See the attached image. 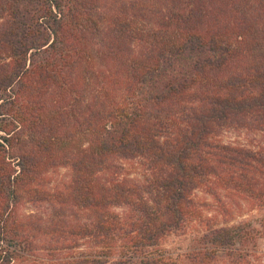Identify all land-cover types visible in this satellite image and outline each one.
I'll use <instances>...</instances> for the list:
<instances>
[{
    "label": "trees",
    "instance_id": "obj_1",
    "mask_svg": "<svg viewBox=\"0 0 264 264\" xmlns=\"http://www.w3.org/2000/svg\"><path fill=\"white\" fill-rule=\"evenodd\" d=\"M0 131V264H264V0H0Z\"/></svg>",
    "mask_w": 264,
    "mask_h": 264
},
{
    "label": "rangeland",
    "instance_id": "obj_2",
    "mask_svg": "<svg viewBox=\"0 0 264 264\" xmlns=\"http://www.w3.org/2000/svg\"><path fill=\"white\" fill-rule=\"evenodd\" d=\"M98 60V59H97ZM99 61V60H98ZM95 67H101L102 65H100L99 63L95 62ZM4 134L2 131H0V135ZM90 136H86V135H76L75 137H73L72 139H69V141L64 142L63 144L65 145L66 149H70V148H76V147H80V146H84L87 144V139H89ZM219 139H221V141L225 142V143H231V144H237V145H243V146H247V147H257V145L263 146V141H262V137L258 132H250L247 130H243V129H225V130H221L220 134H219ZM129 176H133V175H140L141 176V170L134 168V167H130L127 169ZM70 175V171L67 168H63V167H59L57 169H50L46 174H45V183L47 184L48 187H54L57 186L59 184H61L62 182L64 183L68 176ZM197 196H199V198L201 197V199H208L210 200L211 197L199 192L197 190ZM209 202V201H207ZM210 205H208L206 208L203 207V211H201V213H199V215L197 216V220L200 219L202 221L204 215H210V211L215 208L214 205L212 204L213 202H211L210 200ZM241 204V209H244L243 214L241 215H237V210L236 209L234 215H235V219L232 221V223H235L239 220L242 219H247L250 220L251 223L255 224L257 223V218H259V213L257 211L256 208H250L249 210H247V206L245 203L240 202ZM35 211V208L32 206V204L27 203V204H23V206H21L20 208V213L21 215L24 214L25 217H28L27 215H33ZM221 219V217H220ZM189 236L188 235H170L165 239L164 242V249L165 250H172L174 252H181L184 251L189 244ZM261 242L259 243V247L264 248V238H260L259 239ZM36 257L37 259H42L45 260V251L44 250H37L36 252ZM40 255H39V254Z\"/></svg>",
    "mask_w": 264,
    "mask_h": 264
}]
</instances>
